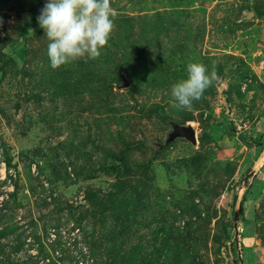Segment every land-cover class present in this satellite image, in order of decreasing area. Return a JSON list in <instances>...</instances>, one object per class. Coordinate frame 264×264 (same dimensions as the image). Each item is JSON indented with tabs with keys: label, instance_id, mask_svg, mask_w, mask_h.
Returning <instances> with one entry per match:
<instances>
[{
	"label": "rangeland",
	"instance_id": "1",
	"mask_svg": "<svg viewBox=\"0 0 264 264\" xmlns=\"http://www.w3.org/2000/svg\"><path fill=\"white\" fill-rule=\"evenodd\" d=\"M45 3L0 0V264H264V0H111L57 69ZM190 62L218 78L181 111Z\"/></svg>",
	"mask_w": 264,
	"mask_h": 264
},
{
	"label": "clouds",
	"instance_id": "2",
	"mask_svg": "<svg viewBox=\"0 0 264 264\" xmlns=\"http://www.w3.org/2000/svg\"><path fill=\"white\" fill-rule=\"evenodd\" d=\"M114 16L111 0H46L37 23L49 41L51 67L98 58L114 29ZM186 72V79L171 86L170 107L181 111H191L218 78L215 70L209 72L202 63H188Z\"/></svg>",
	"mask_w": 264,
	"mask_h": 264
},
{
	"label": "water",
	"instance_id": "3",
	"mask_svg": "<svg viewBox=\"0 0 264 264\" xmlns=\"http://www.w3.org/2000/svg\"><path fill=\"white\" fill-rule=\"evenodd\" d=\"M175 137H184V138H187V139H190V140L194 141L195 140V133L189 127L176 128V129H174L173 133L170 135V140L174 139ZM261 165L262 164L260 163L258 166L260 167ZM255 168L256 167H253L251 169L249 175H247L246 178L250 177L254 173ZM243 181H244V179L242 180L241 184H243ZM239 210L235 211V215H234L235 220H237V216H238Z\"/></svg>",
	"mask_w": 264,
	"mask_h": 264
},
{
	"label": "crops",
	"instance_id": "4",
	"mask_svg": "<svg viewBox=\"0 0 264 264\" xmlns=\"http://www.w3.org/2000/svg\"><path fill=\"white\" fill-rule=\"evenodd\" d=\"M259 136V133L256 135V137L255 138H257ZM263 167V166H262Z\"/></svg>",
	"mask_w": 264,
	"mask_h": 264
},
{
	"label": "trees",
	"instance_id": "5",
	"mask_svg": "<svg viewBox=\"0 0 264 264\" xmlns=\"http://www.w3.org/2000/svg\"><path fill=\"white\" fill-rule=\"evenodd\" d=\"M120 160H122V157H120Z\"/></svg>",
	"mask_w": 264,
	"mask_h": 264
}]
</instances>
